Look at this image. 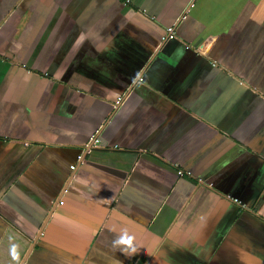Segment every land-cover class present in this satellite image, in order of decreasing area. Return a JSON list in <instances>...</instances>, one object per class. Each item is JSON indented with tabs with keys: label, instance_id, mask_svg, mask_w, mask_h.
I'll list each match as a JSON object with an SVG mask.
<instances>
[{
	"label": "crops",
	"instance_id": "1",
	"mask_svg": "<svg viewBox=\"0 0 264 264\" xmlns=\"http://www.w3.org/2000/svg\"><path fill=\"white\" fill-rule=\"evenodd\" d=\"M0 264H264V0H0Z\"/></svg>",
	"mask_w": 264,
	"mask_h": 264
},
{
	"label": "built area",
	"instance_id": "2",
	"mask_svg": "<svg viewBox=\"0 0 264 264\" xmlns=\"http://www.w3.org/2000/svg\"><path fill=\"white\" fill-rule=\"evenodd\" d=\"M167 32H171L170 30H168ZM74 169V167H71V170H73Z\"/></svg>",
	"mask_w": 264,
	"mask_h": 264
},
{
	"label": "clouds",
	"instance_id": "3",
	"mask_svg": "<svg viewBox=\"0 0 264 264\" xmlns=\"http://www.w3.org/2000/svg\"><path fill=\"white\" fill-rule=\"evenodd\" d=\"M121 239H123V237H121Z\"/></svg>",
	"mask_w": 264,
	"mask_h": 264
}]
</instances>
